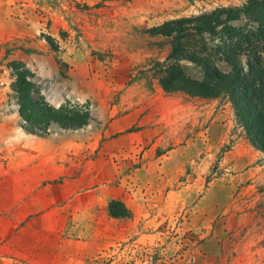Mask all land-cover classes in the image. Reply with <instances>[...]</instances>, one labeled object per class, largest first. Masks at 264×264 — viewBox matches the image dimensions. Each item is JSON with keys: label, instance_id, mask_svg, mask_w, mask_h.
Segmentation results:
<instances>
[{"label": "rangeland", "instance_id": "rangeland-1", "mask_svg": "<svg viewBox=\"0 0 264 264\" xmlns=\"http://www.w3.org/2000/svg\"><path fill=\"white\" fill-rule=\"evenodd\" d=\"M244 1L0 0V264H264V154L153 71L154 28ZM12 61L89 124L23 130Z\"/></svg>", "mask_w": 264, "mask_h": 264}, {"label": "trees", "instance_id": "trees-1", "mask_svg": "<svg viewBox=\"0 0 264 264\" xmlns=\"http://www.w3.org/2000/svg\"><path fill=\"white\" fill-rule=\"evenodd\" d=\"M151 32L171 39L166 59L153 69L162 90L224 100L245 138L264 154V0H245L240 7H219L169 20ZM184 62L196 73L188 74ZM9 66L15 77L11 89L21 128L27 133L42 137L53 124L63 129L89 124L87 106H51L23 63L12 61ZM116 205L109 206L114 217L129 216L122 204V211Z\"/></svg>", "mask_w": 264, "mask_h": 264}, {"label": "crops", "instance_id": "crops-1", "mask_svg": "<svg viewBox=\"0 0 264 264\" xmlns=\"http://www.w3.org/2000/svg\"><path fill=\"white\" fill-rule=\"evenodd\" d=\"M249 170H251V169H247L246 172H248Z\"/></svg>", "mask_w": 264, "mask_h": 264}]
</instances>
